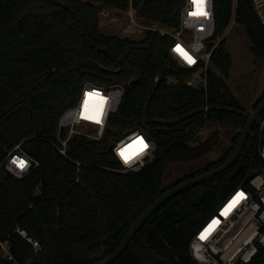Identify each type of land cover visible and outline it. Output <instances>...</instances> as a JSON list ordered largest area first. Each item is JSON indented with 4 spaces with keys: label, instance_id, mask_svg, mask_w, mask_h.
<instances>
[{
    "label": "trees",
    "instance_id": "obj_1",
    "mask_svg": "<svg viewBox=\"0 0 264 264\" xmlns=\"http://www.w3.org/2000/svg\"><path fill=\"white\" fill-rule=\"evenodd\" d=\"M184 1L0 0V154L22 142L40 161L21 178L0 169V241L9 240L14 256L8 259L0 252V264L100 261L117 248L140 214L174 186L163 183L171 163L201 159L218 146V129L191 143L207 122L236 130L231 145L175 184L218 167L235 150L251 111L225 81L233 66L225 33L235 18L245 26L252 52L264 57V24L251 0H215L214 40L221 39L207 89L187 84L193 69L170 53V35L147 30L137 40L100 27L101 5L128 9L132 4L148 22L177 28ZM163 69L165 77L153 93ZM86 81L122 82L125 96L104 135L72 137L65 156L56 146L59 119L77 102ZM263 100L264 90L253 109ZM137 128L155 141L154 156L138 170L122 171L112 145ZM258 132L256 120L231 167L162 204L111 264H198L190 243L199 227L235 188L250 185V170L264 171V158L254 145ZM250 264H264V249Z\"/></svg>",
    "mask_w": 264,
    "mask_h": 264
},
{
    "label": "built area",
    "instance_id": "obj_2",
    "mask_svg": "<svg viewBox=\"0 0 264 264\" xmlns=\"http://www.w3.org/2000/svg\"><path fill=\"white\" fill-rule=\"evenodd\" d=\"M251 1L256 15L264 24V0ZM203 11L207 15L196 14L199 9L193 0H185L179 27L171 30L157 23L146 24L145 27L170 35V53L182 66L193 69L187 84L207 89L212 55L220 41V38L214 40L217 29L215 0H203ZM181 49L191 57V61L182 55ZM169 81H173L172 78ZM125 92L126 85L122 82L97 84L86 81L77 102L60 116L56 143L59 151L68 156V142L76 135L101 138L112 115L119 110ZM257 121L259 132L254 145L264 158V115L260 114ZM156 146L151 137L137 128L117 138L112 150L122 165L120 170L131 171L146 165L153 158ZM21 160L27 162L24 167L18 163ZM39 164L40 161L23 147L22 142L6 150L4 156L0 154V169L4 168L19 178ZM249 175L250 185L243 183L235 188L195 233L190 250L198 264H250L264 249V171L250 170ZM18 231L30 239L36 249L41 248L39 241L29 237L25 229L19 228ZM0 252L5 258L14 259L9 240L0 241Z\"/></svg>",
    "mask_w": 264,
    "mask_h": 264
},
{
    "label": "rangeland",
    "instance_id": "obj_3",
    "mask_svg": "<svg viewBox=\"0 0 264 264\" xmlns=\"http://www.w3.org/2000/svg\"><path fill=\"white\" fill-rule=\"evenodd\" d=\"M99 19L100 27L103 31L118 33L137 40L145 37L147 32L146 24H154L141 16L132 4L128 9L101 5ZM164 26L171 30L174 29L168 25ZM225 36L226 45L233 60L230 75L225 77V81L235 95L239 97L246 109L252 111L255 101L262 95L264 90V57L252 52L249 36L243 24L233 20ZM180 65L182 66V64ZM170 78L174 80L173 77ZM216 129L221 133V140L218 146L201 159L171 163L164 177V186L175 185L178 180L197 170L207 161L220 157L229 148L232 143L231 137L237 131L212 122H207L194 136L191 143H198ZM90 132L92 133L91 130Z\"/></svg>",
    "mask_w": 264,
    "mask_h": 264
},
{
    "label": "water",
    "instance_id": "obj_4",
    "mask_svg": "<svg viewBox=\"0 0 264 264\" xmlns=\"http://www.w3.org/2000/svg\"><path fill=\"white\" fill-rule=\"evenodd\" d=\"M56 1V0H55ZM83 26V31L84 34H87L86 28L84 23L82 22ZM135 46H141V47H147L150 48L151 46L148 44H134ZM134 45H130L126 51L125 57H128L130 54L132 48ZM165 77V69H163V73L157 78V84L153 90V93L155 92L159 81ZM153 94L151 95L152 98ZM264 111V100L255 108L253 109L250 113H246L247 116V122L246 125L244 126L242 133L240 135L238 144L235 148V150L231 153V155L227 158V160L220 164L218 167L210 170L203 172L195 177H191L185 180H182L175 184L174 186L170 187L167 189L165 192H163L158 198H156L137 218V220L132 224L131 228L129 231L126 233L120 244L117 246V248L111 252L106 258L90 263V264H111L114 261H116L119 256L125 251V249L129 246L130 242L135 238L137 235L138 231L142 228L144 223L148 220V218L156 212L162 204H164L166 201H168L170 198L173 196L177 195L178 193L182 192L183 190L187 189L188 187L192 185L199 184L201 182L206 181L207 179L219 174L220 172L228 169L231 167L241 156L242 151L247 143V140L249 138V135L252 131V128L259 117V115ZM254 175V173L252 174Z\"/></svg>",
    "mask_w": 264,
    "mask_h": 264
},
{
    "label": "snow or ice",
    "instance_id": "obj_5",
    "mask_svg": "<svg viewBox=\"0 0 264 264\" xmlns=\"http://www.w3.org/2000/svg\"><path fill=\"white\" fill-rule=\"evenodd\" d=\"M193 3L197 7V9H199V12H197L196 14L203 13L204 15H207V12L203 11V0H193ZM181 52H182V55H184L187 59L191 61V57L186 52H184L182 49H181ZM93 118H96V117H93ZM141 143L143 144L142 138H141ZM144 147H146V144H144ZM18 163L20 167H24L27 162L21 160V161H18ZM202 238L204 237L202 236Z\"/></svg>",
    "mask_w": 264,
    "mask_h": 264
},
{
    "label": "bare ground",
    "instance_id": "obj_6",
    "mask_svg": "<svg viewBox=\"0 0 264 264\" xmlns=\"http://www.w3.org/2000/svg\"><path fill=\"white\" fill-rule=\"evenodd\" d=\"M137 141H139V140H137ZM134 144V143H133ZM131 145H132V143H131ZM132 151H134V147L132 148Z\"/></svg>",
    "mask_w": 264,
    "mask_h": 264
}]
</instances>
